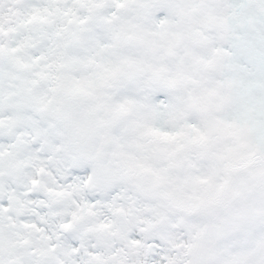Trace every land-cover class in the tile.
Here are the masks:
<instances>
[{
    "label": "snow or ice",
    "instance_id": "snow-or-ice-1",
    "mask_svg": "<svg viewBox=\"0 0 264 264\" xmlns=\"http://www.w3.org/2000/svg\"><path fill=\"white\" fill-rule=\"evenodd\" d=\"M0 264H264V0H0Z\"/></svg>",
    "mask_w": 264,
    "mask_h": 264
}]
</instances>
